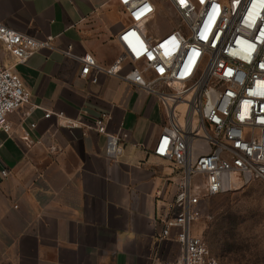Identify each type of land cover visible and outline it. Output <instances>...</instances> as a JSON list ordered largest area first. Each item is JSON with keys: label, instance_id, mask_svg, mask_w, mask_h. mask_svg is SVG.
<instances>
[{"label": "crops", "instance_id": "crops-1", "mask_svg": "<svg viewBox=\"0 0 264 264\" xmlns=\"http://www.w3.org/2000/svg\"><path fill=\"white\" fill-rule=\"evenodd\" d=\"M0 21L38 40L52 38L51 48L25 65L15 66L0 46L3 63L31 94L30 104L9 116L12 134H0V255L14 264L174 259L179 245L160 238L180 172L153 153L167 128L163 107L156 95L115 77L99 75L92 84L63 53L71 48L111 66L127 14L116 0H0ZM45 111L64 119H46ZM101 113L112 116L109 133L127 135L117 161L104 156L106 137L91 129ZM66 121L78 127H62Z\"/></svg>", "mask_w": 264, "mask_h": 264}, {"label": "built area", "instance_id": "built-area-1", "mask_svg": "<svg viewBox=\"0 0 264 264\" xmlns=\"http://www.w3.org/2000/svg\"><path fill=\"white\" fill-rule=\"evenodd\" d=\"M116 1L130 25L118 35L121 53L111 66L99 65L92 55L76 57L71 48L63 53L81 64L80 76L92 84L99 75L118 78L156 95L165 111L167 128L153 153L179 170L180 181L160 240L178 244L180 252L151 264H220L196 230L204 202L254 180L264 182V0H165L167 12L155 0ZM160 17L169 19L171 29L155 36L151 28ZM51 42L0 21V46L15 66L27 64ZM30 100L14 66L0 57V134H12L9 116ZM179 105L186 106L182 122ZM53 115L64 119L49 111L44 117ZM111 119L101 113L91 129L106 137L104 156L117 161L127 135L109 133ZM61 126L78 127L70 121ZM22 139L28 143L30 132Z\"/></svg>", "mask_w": 264, "mask_h": 264}, {"label": "rangeland", "instance_id": "rangeland-1", "mask_svg": "<svg viewBox=\"0 0 264 264\" xmlns=\"http://www.w3.org/2000/svg\"><path fill=\"white\" fill-rule=\"evenodd\" d=\"M156 1L162 12L171 9L165 0ZM170 29L169 19L160 17L151 31L156 36ZM176 111L184 121L186 106L179 105ZM196 230L220 264H264V182L254 180L204 202ZM0 264L14 263L0 255Z\"/></svg>", "mask_w": 264, "mask_h": 264}]
</instances>
